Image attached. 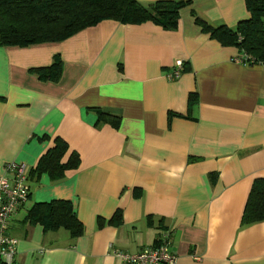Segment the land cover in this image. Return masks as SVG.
Here are the masks:
<instances>
[{
    "label": "crops",
    "instance_id": "1",
    "mask_svg": "<svg viewBox=\"0 0 264 264\" xmlns=\"http://www.w3.org/2000/svg\"><path fill=\"white\" fill-rule=\"evenodd\" d=\"M249 16L244 0H189L174 30L105 19L60 41L0 46V174L9 162L34 169L56 138L62 163L79 157L60 178L30 172L9 220L15 264H130L115 252L150 247L164 229L174 264H264V221L240 224L264 179V64L237 61L243 51L195 22ZM54 62L57 79L36 71ZM52 200L70 203L80 235L26 219Z\"/></svg>",
    "mask_w": 264,
    "mask_h": 264
},
{
    "label": "trees",
    "instance_id": "2",
    "mask_svg": "<svg viewBox=\"0 0 264 264\" xmlns=\"http://www.w3.org/2000/svg\"><path fill=\"white\" fill-rule=\"evenodd\" d=\"M249 18L239 21L235 27H211L196 18L203 32L224 45H235L243 51V62L264 64V0H244ZM189 4V0H157L148 5L138 0H0V46H28L35 43L60 41L98 22L111 19L123 24H140L151 21L166 30L177 28L179 10ZM43 77L58 78L59 64L37 68ZM196 96H189V104ZM117 124L118 117L99 112L98 120ZM113 119H116L113 122ZM115 126V125H114ZM67 144L56 138L49 149L30 172L48 173L52 178L63 176L65 169L75 168L78 154H70L68 161L61 162ZM29 172V175H30ZM30 223H39L45 231L60 227L67 229L75 237L82 232V224L77 219L70 203L66 200L35 203L28 211ZM264 221V179L257 178L252 183L240 224ZM156 242V239L154 243ZM153 243V244H154Z\"/></svg>",
    "mask_w": 264,
    "mask_h": 264
},
{
    "label": "built area",
    "instance_id": "3",
    "mask_svg": "<svg viewBox=\"0 0 264 264\" xmlns=\"http://www.w3.org/2000/svg\"><path fill=\"white\" fill-rule=\"evenodd\" d=\"M236 60L247 64L242 58ZM182 65V62H178L166 77L170 80L178 78ZM29 172L30 168L25 163L9 162L0 174V264H15L17 239L8 233L9 220L28 200ZM170 246L171 231L164 229L152 246L136 253L115 252V255L130 264H174L175 256Z\"/></svg>",
    "mask_w": 264,
    "mask_h": 264
}]
</instances>
